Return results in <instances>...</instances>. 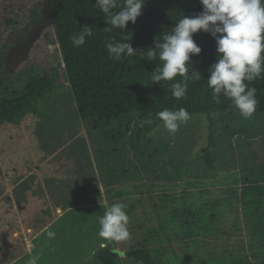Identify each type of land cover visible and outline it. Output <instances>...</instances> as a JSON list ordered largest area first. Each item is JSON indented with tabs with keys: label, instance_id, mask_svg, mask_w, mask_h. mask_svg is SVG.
Listing matches in <instances>:
<instances>
[{
	"label": "rangeland",
	"instance_id": "rangeland-1",
	"mask_svg": "<svg viewBox=\"0 0 264 264\" xmlns=\"http://www.w3.org/2000/svg\"><path fill=\"white\" fill-rule=\"evenodd\" d=\"M31 2L40 9L39 22L33 24L19 13L20 26L7 35L9 79L17 86L30 73L43 74L54 67L60 77L43 103L45 119L29 114L20 125L0 127V264H26L37 254L38 264H96V255L106 248L99 246L98 219L116 202L126 205L130 239L108 242L107 247L128 252L143 244L166 264L249 255L240 199L244 176L256 179L252 168L257 166L264 179V114H255L259 107L264 109V101L247 119L220 113L233 106L223 95L219 103L206 95L212 94L207 78L217 56L193 67L201 79L189 81L186 96L179 100L172 95L174 81H152L155 69L138 75L97 72L72 82L65 75L47 3ZM262 76L249 87L257 89ZM202 95L210 96L220 110L212 113L218 136L215 166L203 157L209 118L188 108ZM258 97L257 90L259 101ZM180 105L190 119L177 132L169 133L161 122L139 139L153 115ZM126 107L132 111L125 116ZM117 114L121 119L113 118L105 131L124 126L119 143L125 151L124 172L108 164L105 176V160L98 150L109 142L103 143L102 130L92 129L87 118ZM109 161L114 165V158ZM109 169L117 172L114 182ZM48 231L54 237H48ZM119 258L118 264H140L127 255Z\"/></svg>",
	"mask_w": 264,
	"mask_h": 264
},
{
	"label": "trees",
	"instance_id": "trees-1",
	"mask_svg": "<svg viewBox=\"0 0 264 264\" xmlns=\"http://www.w3.org/2000/svg\"><path fill=\"white\" fill-rule=\"evenodd\" d=\"M43 1L47 3L51 11L55 34L61 46L65 75L72 82L82 76L97 72L138 75L146 70L156 69L162 62H159L158 58L149 61L146 56L142 59L143 52L154 46L156 38L162 40L163 35L168 34L183 16H195L203 10L201 0H146L142 15L137 18L135 23L130 21L126 29H113L109 32L106 29L109 26L107 20L102 9L97 8L95 0ZM0 2L2 3L0 7V127L6 124L20 125L29 114L45 119L47 115L43 103L52 96L57 88V81L60 77L58 69L54 67L43 74L32 72L23 83L17 86V82L9 79L6 69V53L10 49L7 35L11 29L20 26L21 23L17 20V15L19 13L25 15L33 24H36L40 20V9L31 0H0ZM85 25L92 28L93 35L87 37L83 45L75 46L72 37L79 34ZM112 39L120 42L131 39L130 43L136 50V54L122 57L118 61L115 60L108 54L106 48V43ZM194 40L202 48L201 53L193 55L191 58L195 68L207 58L217 56V43L210 33L203 30L194 34ZM19 74L21 78L22 74ZM259 83L260 86L257 85V90L258 98H260L258 103L260 104L264 101V86L262 87L264 73ZM206 95L212 96L211 93ZM206 95H202V98L194 106L188 108L191 109V113H205L209 118V142L203 148V157L207 164L215 166L217 158L213 151L218 145V136L214 128L212 113H217L220 110L210 96L205 98ZM222 98L221 95L220 100ZM185 99L187 102L190 100L189 97ZM228 103L231 104L232 101L228 100ZM180 107L184 106L180 105ZM256 108L258 107L256 106ZM258 109L260 112H254L255 114H264L262 113L264 109L260 107ZM129 111L132 109L126 107L124 115L126 116ZM237 111L239 110L233 106L231 111L220 113L229 112L231 117H236L240 114ZM121 117V114H117L114 116L93 115L87 118L92 129L102 130L103 143L109 142V145H106L104 149L98 150L99 158L102 161L105 160L101 166L103 174L110 168L108 164L112 165L114 170L123 171L121 162L125 151L121 149L119 143L124 137V134L120 133L124 126L119 131L114 129L105 131V126L112 124L113 118L117 120ZM161 122L157 115H153L146 132L140 133L139 139L141 140L147 133L152 132ZM110 158L115 159L114 165L109 161ZM258 169L256 166L250 170L251 176L256 179L244 176L240 199L250 242V254L232 257L215 256L210 260H204L203 264H264V179L259 176ZM116 173L115 171L111 173L113 182L116 180L114 176ZM113 249V247H106L100 250L96 255V264H118L120 255ZM126 255L140 264H166L160 256H155L151 248L143 244L136 245L134 249L126 252Z\"/></svg>",
	"mask_w": 264,
	"mask_h": 264
},
{
	"label": "clouds",
	"instance_id": "clouds-1",
	"mask_svg": "<svg viewBox=\"0 0 264 264\" xmlns=\"http://www.w3.org/2000/svg\"><path fill=\"white\" fill-rule=\"evenodd\" d=\"M98 9H102L107 20V31L126 29L131 21L135 23L142 15L146 0H95ZM203 10L195 16H183L176 26L156 38L154 46L143 52L149 61L162 62L153 71V82L174 81L171 84L172 95L177 99L186 96L189 81L201 79V72L193 69L192 56L201 53L202 48L194 40L198 31L210 33L217 43V60L210 67L207 85L212 90L213 100L220 102L223 95L232 101L245 119L256 110L257 89L249 84L264 73V0H201ZM93 35L92 28L85 25L79 34L72 37L75 46H81L87 37ZM131 40V39H130ZM129 41L115 39L106 43L108 54L115 60L133 56L136 50ZM180 77L179 80L176 78ZM157 118L169 133H175L183 123H187L190 114L186 108L159 111ZM159 127V126H158ZM129 215L126 205L121 202L107 206L99 217L98 235L100 247L108 242H123L130 239ZM48 237L55 233L48 231ZM113 251L120 256L119 248ZM39 255H30L26 264H38Z\"/></svg>",
	"mask_w": 264,
	"mask_h": 264
},
{
	"label": "water",
	"instance_id": "water-1",
	"mask_svg": "<svg viewBox=\"0 0 264 264\" xmlns=\"http://www.w3.org/2000/svg\"><path fill=\"white\" fill-rule=\"evenodd\" d=\"M120 251H122L124 253V255L126 256V251H124V250H120Z\"/></svg>",
	"mask_w": 264,
	"mask_h": 264
},
{
	"label": "crops",
	"instance_id": "crops-1",
	"mask_svg": "<svg viewBox=\"0 0 264 264\" xmlns=\"http://www.w3.org/2000/svg\"><path fill=\"white\" fill-rule=\"evenodd\" d=\"M12 264V263H11Z\"/></svg>",
	"mask_w": 264,
	"mask_h": 264
}]
</instances>
